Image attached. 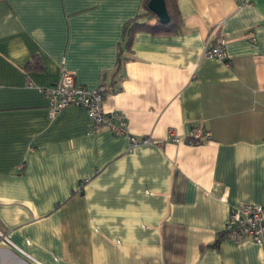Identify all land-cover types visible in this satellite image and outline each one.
<instances>
[{
    "label": "crops",
    "instance_id": "obj_1",
    "mask_svg": "<svg viewBox=\"0 0 264 264\" xmlns=\"http://www.w3.org/2000/svg\"><path fill=\"white\" fill-rule=\"evenodd\" d=\"M238 1L176 0V31L127 44L144 0H0V264H264V239L223 232L264 205V0ZM61 65L126 132L49 115ZM196 125L210 137L187 143Z\"/></svg>",
    "mask_w": 264,
    "mask_h": 264
},
{
    "label": "built area",
    "instance_id": "obj_2",
    "mask_svg": "<svg viewBox=\"0 0 264 264\" xmlns=\"http://www.w3.org/2000/svg\"><path fill=\"white\" fill-rule=\"evenodd\" d=\"M250 0H239L238 5H248ZM204 55L225 60V51L222 43L204 48ZM48 96V113L55 115L67 105H80L85 108L92 129L107 126L114 134L126 132V118L120 110L113 109L104 111L101 108L103 97L107 94L108 88L100 84L93 88L85 87L76 82L74 74L62 65L58 79L47 87L43 88ZM187 143L203 141L210 137V132L200 125L192 126L185 133ZM168 138L173 142L180 140L179 135L170 131ZM130 148L136 145L151 141L149 136H135L128 134ZM224 235L233 241L250 238L256 242L264 239V205L257 202H243L232 205L229 210V217L224 226ZM7 235L0 228V239H6Z\"/></svg>",
    "mask_w": 264,
    "mask_h": 264
},
{
    "label": "trees",
    "instance_id": "obj_3",
    "mask_svg": "<svg viewBox=\"0 0 264 264\" xmlns=\"http://www.w3.org/2000/svg\"><path fill=\"white\" fill-rule=\"evenodd\" d=\"M167 11L169 13V21H159L157 15L148 8V0H144V13L137 15L133 19L126 21L124 29L127 44L129 43L132 34L140 29L148 30L152 33H169L176 31L180 26L179 11L177 9L176 0H165ZM144 16L143 21L138 20Z\"/></svg>",
    "mask_w": 264,
    "mask_h": 264
},
{
    "label": "water",
    "instance_id": "obj_4",
    "mask_svg": "<svg viewBox=\"0 0 264 264\" xmlns=\"http://www.w3.org/2000/svg\"><path fill=\"white\" fill-rule=\"evenodd\" d=\"M148 8L157 15L159 21H169L165 0H148Z\"/></svg>",
    "mask_w": 264,
    "mask_h": 264
}]
</instances>
